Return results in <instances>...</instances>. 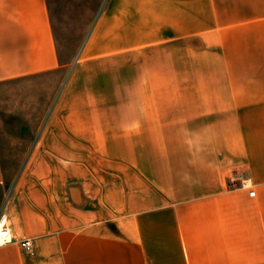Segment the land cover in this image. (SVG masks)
Here are the masks:
<instances>
[{"label":"crops","instance_id":"1","mask_svg":"<svg viewBox=\"0 0 264 264\" xmlns=\"http://www.w3.org/2000/svg\"><path fill=\"white\" fill-rule=\"evenodd\" d=\"M248 5L109 2L14 180L0 156V264H264V13ZM68 67L45 0H0V85Z\"/></svg>","mask_w":264,"mask_h":264},{"label":"rangeland","instance_id":"2","mask_svg":"<svg viewBox=\"0 0 264 264\" xmlns=\"http://www.w3.org/2000/svg\"><path fill=\"white\" fill-rule=\"evenodd\" d=\"M57 48L61 58L69 62L67 72L51 79L15 81L0 85V156L3 173L14 180L26 161L42 123L53 107L70 69L79 55L92 29L111 0H45ZM250 1L260 3L264 13V0H221L234 13L255 15ZM241 4V5H239ZM244 4V7H242ZM240 6V7H238ZM230 11L231 13H233ZM238 182L250 180L245 173H233ZM227 179V183L228 180Z\"/></svg>","mask_w":264,"mask_h":264},{"label":"built area","instance_id":"3","mask_svg":"<svg viewBox=\"0 0 264 264\" xmlns=\"http://www.w3.org/2000/svg\"><path fill=\"white\" fill-rule=\"evenodd\" d=\"M236 177H231L228 180V184L230 186H235L237 184H241L243 187H246L247 182L240 181ZM12 242L10 232L6 226L5 219L3 217L0 218V247L10 244ZM19 248L27 255L32 256V243L30 240L24 239L18 242Z\"/></svg>","mask_w":264,"mask_h":264}]
</instances>
